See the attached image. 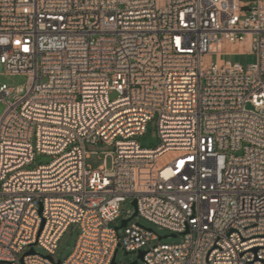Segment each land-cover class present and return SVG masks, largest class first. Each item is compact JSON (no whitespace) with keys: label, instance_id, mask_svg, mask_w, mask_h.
Listing matches in <instances>:
<instances>
[{"label":"built area","instance_id":"2783aa9c","mask_svg":"<svg viewBox=\"0 0 264 264\" xmlns=\"http://www.w3.org/2000/svg\"><path fill=\"white\" fill-rule=\"evenodd\" d=\"M0 63L28 78L0 83V264H55L72 225L61 264H264V0H0ZM129 199L183 239L112 226Z\"/></svg>","mask_w":264,"mask_h":264},{"label":"rangeland","instance_id":"374dc122","mask_svg":"<svg viewBox=\"0 0 264 264\" xmlns=\"http://www.w3.org/2000/svg\"><path fill=\"white\" fill-rule=\"evenodd\" d=\"M230 47L225 45L224 51L227 52L222 58L224 60H229L232 63H240L244 67H247L248 65L255 63L257 61V56L255 53L251 52H245V53H228ZM209 58H206L205 60H208ZM212 60L216 61L217 56L213 55L211 57ZM27 76L25 75H9L5 72V67L2 63H0V83L7 84L10 88L14 89V92L10 95V99H13L16 95H18V90L23 89L25 90V86L27 83ZM109 97L111 100H115L119 97V93L115 90H112L109 94ZM5 110V104L0 103V114L3 113ZM137 141L141 145V147L146 149H154L157 146L160 145L161 140L158 134L157 130V122L156 120H152L149 122L147 130L144 135L136 137ZM111 149L110 146H108L103 141H100L96 144H93L89 146V150L91 151V154L89 158L86 160V164L91 168H98L101 165L104 164V157L102 152L107 151ZM96 152V153H94ZM52 160V157L44 155V154H38L36 156L35 164H46L49 163ZM109 165H110V159H109ZM31 165L30 167H32ZM1 190V187H0ZM131 211V214H128L127 212ZM121 212L122 215L119 219H117L114 223H112V226H118L121 224V221L123 218H130L133 213L135 212V208L132 205V200H127L126 202H123L121 204ZM132 222L134 223H140L144 225L147 228H152L159 236L162 237V243L172 244V243H178L180 242L183 237L177 236L173 237L171 236L172 232L165 228H161L152 222L146 220L144 217L140 215H136L132 218ZM78 233V228L72 232V229L67 231L65 235L62 237L59 247L56 251V254L54 255V259L56 262L61 261L63 262L72 252L76 237ZM167 236V237H165ZM157 241H153L155 244ZM35 249L37 252H40L41 254H47L46 251L40 246L36 245ZM137 259L136 264H147L143 258H138V253L132 252V253H126L123 249H119L116 256V263L117 264H131L133 261Z\"/></svg>","mask_w":264,"mask_h":264},{"label":"water","instance_id":"95a60500","mask_svg":"<svg viewBox=\"0 0 264 264\" xmlns=\"http://www.w3.org/2000/svg\"><path fill=\"white\" fill-rule=\"evenodd\" d=\"M132 205H133L134 208H135V212L133 213L132 217H130V218H128V219H123V220L121 221V225L118 226L117 229H121V228H123V227H126L127 224H128V222H129L134 216L138 215L137 201H136L135 199L132 201ZM43 225H44V223L42 224V228H43ZM171 236L176 237L175 234H171ZM165 237H167V236H165ZM117 252H118V249L115 251V254H114V257H113V260H112L111 264H117V263H116ZM35 253H36L35 249H34V248H31L28 252L25 253V256H26V255H33V254H35ZM126 253H129V252H126ZM145 254H146L145 251H140V252L138 253V258H143V259H144V255H145ZM50 258H51V257H50ZM22 262H23V258H22ZM136 263H137V259H136L135 261H133L131 264H136ZM55 264H61V261L55 262Z\"/></svg>","mask_w":264,"mask_h":264},{"label":"bare ground","instance_id":"6f19581e","mask_svg":"<svg viewBox=\"0 0 264 264\" xmlns=\"http://www.w3.org/2000/svg\"><path fill=\"white\" fill-rule=\"evenodd\" d=\"M141 172H145L146 175H152V169L151 168H148V169L141 171Z\"/></svg>","mask_w":264,"mask_h":264},{"label":"trees","instance_id":"16d2710c","mask_svg":"<svg viewBox=\"0 0 264 264\" xmlns=\"http://www.w3.org/2000/svg\"><path fill=\"white\" fill-rule=\"evenodd\" d=\"M70 229H72V232H74V230L76 229V226L75 225H72L67 231H69ZM78 233H79V231H78ZM78 233H77V236H78ZM76 240H77V237H76Z\"/></svg>","mask_w":264,"mask_h":264}]
</instances>
